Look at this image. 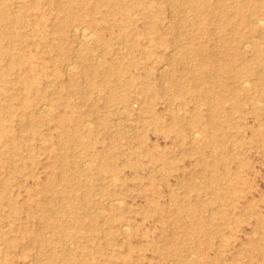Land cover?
<instances>
[{"label": "rangeland", "instance_id": "rangeland-1", "mask_svg": "<svg viewBox=\"0 0 264 264\" xmlns=\"http://www.w3.org/2000/svg\"><path fill=\"white\" fill-rule=\"evenodd\" d=\"M4 1L12 9L21 0ZM51 1L41 0V40L29 24H16L24 41L0 29V47L11 49L0 69L11 66L8 79H21L0 78V111L8 116L1 125L11 126L14 141L0 140V264H264V33L256 16L240 21L241 0H225L215 14L205 0H151L162 10L150 14L144 9L150 0H122L135 3L122 14L106 6L88 11L92 0ZM79 14L81 39L73 36ZM65 18L73 25L59 44L69 58L54 63L47 34ZM92 19L104 20L102 26L86 22ZM82 27L104 39L84 40ZM222 51L237 54L238 69L248 62L261 75L248 72L235 81L221 72L224 87L214 76ZM29 61L49 67L46 75L31 73L35 85L27 89ZM104 62L129 72L106 76ZM132 76L137 82L124 87ZM213 109L220 124H212ZM64 114L72 127L81 118V135L94 149L111 148L106 163L116 171L99 170L90 147L72 148L61 135ZM119 217L129 230L109 232L118 227L110 220ZM199 219L213 226L195 225Z\"/></svg>", "mask_w": 264, "mask_h": 264}, {"label": "bare ground", "instance_id": "bare-ground-1", "mask_svg": "<svg viewBox=\"0 0 264 264\" xmlns=\"http://www.w3.org/2000/svg\"><path fill=\"white\" fill-rule=\"evenodd\" d=\"M89 1H91V0H84L83 2L84 3H87ZM92 1H93V3H92L93 5H92V7H90L88 9V11H91V12H100L101 7L102 6H106L107 7V11L110 14H122V13H127V11H131L129 9L131 7H133V6H135V3H132L131 5L129 3V4H127V6H123L121 4L122 0H92ZM224 1L225 0H217V3L216 4L213 3L214 5H211V3L208 2V0H205L203 3H204V5H208L209 6L208 11H209L210 14H215L217 12V10H218V7L221 6V5H223V4H225ZM241 1H240L241 6H239L240 3H236V13L241 18L240 21L243 22V23H250L251 21L249 22L248 19L251 17V15H253V16L255 15L256 16V20H255L256 25L259 28V31L261 30L264 33V1L263 0H241ZM70 3H73V0H70ZM51 4H54L53 0L51 1ZM41 6H42L41 0H29V1H27V0H21L20 3L17 2V4H15V7H17V8H12L11 9L8 6V4L6 3V1L0 0V29L9 38L10 37H12V38L15 37V38H17V40H23L24 41V39L26 38V34H22L19 31H16V24H20V25L29 24L33 28L32 29V33L34 35L38 36L39 39L41 40V38H42L41 36L44 35L43 34V31H41V26L45 24L44 23L45 22V16L40 12ZM154 7H157V10L154 11ZM69 8H72V7H69ZM144 9H146V11L148 12V14H150L152 11H154L155 13H160L161 10H162V7L159 6V5H157V4H155L154 1H151L150 0L149 2H147V4L144 5ZM28 11H34L37 14H35V17L33 19H28L27 17H25L26 12H28ZM69 17H71V16H69ZM74 19H75L74 20V24L75 23L76 24L74 25V28H73V36H77L79 39H81V25H82L81 23L84 22L85 20H81V14L75 15L74 16ZM103 21L104 20H102V19H92V20L86 21V22L89 25H91V26L98 27V26H102ZM154 21H155V19L152 20V22H154ZM72 23L73 22H71L69 20V18L68 19L65 18L64 21H60L59 23H54L52 25V29L50 31L51 33H48L47 34V36H49V40L48 41H50L49 45H50V47L52 49L51 57L50 58L53 60L52 62H54V63L61 61L59 59V57L62 58V59H68L69 58V54H68L67 50L61 48V44H59V41L65 39V37H64V31H65V29H68V27ZM227 23L228 24H232L230 19L227 20ZM116 24L119 27L120 26H123V25H127V23H125V21H117ZM233 30H234V34H235L234 35V40H238L239 42H241L242 41V38L240 39V36H238L237 29L235 28V25H234ZM82 33H83V38L86 41H93L94 43H96V42H101L104 39V37L100 33L93 34L91 32V30L88 31L87 28H83ZM196 38L197 37H195V36L192 37V39H196ZM248 44L249 43H247V45ZM259 44H261V43H259ZM247 45H245V47H247ZM250 45H252V44L250 43ZM53 50H55L57 52L53 53ZM10 52H11V49L10 48H7V49L4 50V49H2L0 47V59L3 56L9 55ZM18 54H19L18 56L20 58H25L24 53H23V51H22L21 48L18 49ZM221 54H222V57L219 59L220 60L219 61V64L215 68V71H216L217 75L214 74V76L216 77V79L219 78L218 75L219 76L222 75L221 72L228 73L230 75V78H234L235 81H236V78H238V77L241 78V77H243L242 75L244 73H248V72H250V73H257V76H260L261 75L260 70H258V68L256 70H251L248 62L245 63V65L241 66L238 69L237 66H236L237 54H230L228 51H222ZM26 59L31 60V57L29 56ZM32 63H33L32 61L27 62L26 63L27 65L25 67V71L27 73L24 75V81L25 80H28L29 81V82H26L27 83L26 84L27 89H29V87H33V85H35L34 82H33L34 80H32V79L29 80V78L32 77L30 74L31 73H35V74L42 73L43 75H46L45 74V72H46L45 70L49 67V65L46 62H45V64L42 65V67L41 66H36V65H34ZM72 66H74V65H72ZM72 66H71V68H72ZM10 67L11 66H1V69H0V78L2 79V81L4 83H7V84H10L12 82L13 83L20 82L21 79L20 78H17V77L13 81L8 79V74L7 73L9 71L7 69H10ZM105 67H106V70H105L106 76H109V75H116V76H118L119 74H125V73L129 72L128 67H125L124 68L120 64H115L113 66V65H109V64L105 63ZM55 71H57L56 68H55V70L53 72H55ZM66 72H67V70H66ZM91 72L92 73L97 72V68L94 66L93 69H91ZM160 73L161 74H165V73H169V72L165 71V69L162 68V71ZM132 78L130 80L129 79L128 80H124L123 86L124 87H127V86L134 85L137 82L136 80H134V78H136V77L135 76H132ZM238 80H239V78H238ZM118 81H120V80H118ZM217 81H219L221 84H223L224 87L225 86L227 87V85L225 84V81H223L222 79L219 78V80H217ZM245 82L246 81H244V79L241 80V81H239L238 82L239 83L238 86L239 87H244L245 86ZM119 83H121V82H119ZM248 83H250V82H248ZM142 85H143V89H148L149 88L145 84H142ZM232 89L233 88L231 87V89H230V92L231 93H233L234 90H236V89H233V90ZM112 94L114 95V93H112ZM38 95L41 96L40 93ZM9 97L10 98H14L15 97V94L12 93V94H10ZM120 97L121 98H118L119 101H123L124 100L123 96L121 95ZM112 100H113V98H111V101ZM259 102H258V104H259ZM42 104L43 105L44 104H48V102H43ZM35 106H39V103L38 104H35ZM43 107L44 106L40 107V109L43 108ZM45 108H46V106H45ZM213 108H215V105H213ZM51 109L53 110V108H51ZM47 110H49V109H47ZM65 115L66 114L60 115V117L58 118V120L60 122L61 135H63V136L65 135L69 140L72 141V143H73L72 144V148H75L77 145H83L86 148H89L90 147L92 149V152H90L91 157L93 159H100L101 160V163L99 162V170L104 171V170H107V169H111L112 171H116L117 169H116L115 166H113V165L110 166L109 164L106 163V159H108L107 158L108 157V154H107V151L105 149H109L110 150L111 148L109 146H106L107 148L104 147L105 149H103V150L94 149L93 142L91 140L86 141L84 139L85 138V135H81L83 133V130L81 129V118H80L81 116L79 117L80 120L77 121L76 126L72 127V126H69V124H66L67 119L68 120L71 119L70 116L69 115H66L65 116ZM7 117H8L7 115L5 117H3V115H1V111H0V126H1L0 127V140L1 139H6L8 141L14 142L13 141V134H12V128H11V126H9L8 124H6L5 127L3 125H1V124H3V123L6 122V118ZM27 117H29V119H31V122H34L35 121V120H32L33 119L32 118L33 117L32 114L28 115ZM211 121H212V124L213 125H217V124H220L221 123L219 121L217 115H216L215 109H213ZM172 123L175 124V120L174 119L172 120ZM169 128H170V130L172 129L171 126ZM201 134L202 133L197 134V135L200 136ZM13 148H14V146H13ZM162 154H163L164 157H166V154H164V153H162ZM155 159H157L155 156H151V160H155ZM166 163H170V161L167 160ZM61 164L62 165H65V163H63V162ZM163 164H165V163L163 162ZM202 165H203V171H204V173H206V171L208 169V165L206 163H203ZM215 192L218 193L219 195H223V193H222L223 192V189L220 186H217L216 187ZM120 199L121 198L118 196V194H115V193L114 194H111V201H116V203H117V202H119ZM120 202H122V200ZM181 209H182L181 208V204L176 202L175 211L178 213L179 211H181ZM193 209L194 208H193V204H192L189 207L188 210L189 211H192ZM159 211H160V209L157 210V212H159ZM161 218L162 217L159 215V220H161ZM204 220L205 221H201L199 219V220L194 221L193 223L195 225H197V226H200V225H207V227H212L213 226L211 220H207V219H204ZM47 222H49V221L47 220ZM110 222L112 224H115L116 222H118V224H117L118 227H116L115 230L110 229L109 232H111V233H114V231H117V230L118 231L119 230H123V232L129 230L128 229L129 227L127 226V223L125 222V219H123L122 217L113 218V219L110 220ZM89 228L94 233L96 232V234L98 232L106 233V232H104V230H100L96 226H91ZM61 229H64V227L61 226ZM212 233L213 232H209L208 235L207 234L206 235L209 238H211L212 237ZM168 250H169V253H171V251H170L169 248L166 250V252ZM191 256H193L192 253H191ZM122 258H123V260L125 262L128 261L127 255H124Z\"/></svg>", "mask_w": 264, "mask_h": 264}]
</instances>
